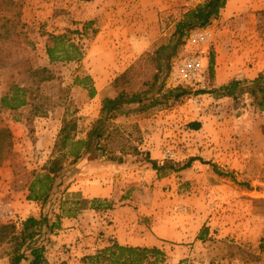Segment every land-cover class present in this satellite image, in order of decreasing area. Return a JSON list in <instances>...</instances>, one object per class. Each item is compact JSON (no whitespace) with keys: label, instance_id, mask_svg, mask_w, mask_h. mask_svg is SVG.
Masks as SVG:
<instances>
[{"label":"rangeland","instance_id":"rangeland-1","mask_svg":"<svg viewBox=\"0 0 264 264\" xmlns=\"http://www.w3.org/2000/svg\"><path fill=\"white\" fill-rule=\"evenodd\" d=\"M21 1L23 4L22 19L26 24L25 29L28 38L22 45L5 48L6 51L0 54L5 58V64L0 65V97L8 90L9 84L14 80L28 85H32V82L35 81L29 73H22L24 65L21 64V60L28 59L36 67L49 64L46 52V33L54 32L52 28L56 25L59 31L67 30L58 33H67L70 38H77V35L69 31V29H76L75 26L70 28L68 25H72L73 21L74 23L81 21L73 18L77 14L71 16L72 6L75 8L82 7L77 5L80 0H73V2H70L71 0ZM173 2L175 6L171 9L161 10L160 22L163 34L159 43L145 51L131 65H136L135 69L138 70V73L134 74L135 79L132 81V87L139 86L142 82L152 79L157 63L147 56L148 52H153L170 42L172 46L174 45L175 42L172 41H175V39L173 40L172 35L176 22L182 17L184 11L191 8L193 4L190 0H173ZM56 16L60 17L57 19ZM50 22L54 23L49 26ZM95 23L96 21H93L88 29L90 37L94 31ZM257 24L258 14L256 34L258 40L264 41L259 34ZM90 37L87 32H84V36L81 38L89 39ZM79 43L82 42L79 41ZM87 44L88 40L82 43L84 50H86ZM184 47L183 44L177 46L176 53L172 55L169 66L166 64V61H168L166 60V54L171 49L168 47V49L163 50L162 60L165 69L162 72L161 82L164 87L161 93H156V96L161 98L159 102L149 101L138 113L119 115L115 120V124L127 125L137 122L140 125V117L150 118L152 116L157 118L158 114L164 120L165 116L169 114V112H165V109H176L170 118L174 123L173 127L165 130V127L157 124L153 131L146 128V132L159 133L161 140L159 145L163 155L167 148L174 149L176 157L173 160L179 166H182L189 161L191 154L197 153L201 137L210 138V132L212 131V127L209 125L204 135L199 136L195 131L188 129L187 124L190 120L187 119L195 117L194 112H191L190 109L196 108L198 110L196 112H199V117H201L203 116L204 107L209 105L210 108L207 111L211 115L218 116L220 125L218 130L221 136L224 137L221 143H213V146L217 145L218 149L221 147L225 155L217 156L215 154H220V152L214 150L212 156H204L201 160L202 165L208 168V172L216 174L214 178L206 176L208 177L206 182H203L202 179L196 182L192 178H185L181 180L182 183L179 186L173 187L172 185L169 189L162 187L161 200L163 203L160 204L157 214L161 216L169 214L173 218L176 228L183 232L181 239L168 241L171 251H169V254L166 253L168 255L166 260L170 259L172 264H264V255L259 254V244L261 237L264 236V113L254 111L253 107L249 105L251 102L249 98L246 103L243 97L235 99L231 96H221V94H217V96L202 95L191 88L192 91H189L182 99L176 101L174 98H169L165 101L163 98L165 90L175 87L171 84L170 78L175 62L181 57L193 54L196 50V47L192 44L187 46L186 49ZM7 53L9 55L5 56ZM73 62L51 65L55 71V78L50 82H46L40 91V94L43 95V97H40L43 113H35V105H28L19 110V120L14 119V114L9 111H4L1 114L14 133L12 152L3 163V165H11L13 168L14 181L12 189L14 192L6 194L2 199L13 201L15 199L14 194L21 196V192L33 178L34 172L42 168L50 151L52 153L53 148L51 149V146L55 143L65 116H75L78 118V124L80 123L79 105L84 104L91 97L88 90L85 96L83 93H77V90L74 89L76 86H80L74 83L76 76L87 74V66L86 64ZM208 68L205 89L213 88ZM112 82L109 86V92L111 96H115L117 92ZM196 97L200 99L199 104L194 102ZM138 105L134 103L131 107ZM232 110H234L235 115L243 119V126L237 130V127L231 129V124L229 127L227 125L223 126L226 123L225 118H228L227 114L232 113ZM249 112L252 114L247 116ZM222 113L223 117H220ZM249 120H251L250 124H248ZM13 121H20L21 123L16 126L15 123H11ZM247 130L250 131L248 135ZM79 131V135L82 136L81 133L84 130L79 129ZM142 132L143 142L141 147L143 150L148 151L143 147L145 132ZM243 150H245V154H243ZM235 156L238 158L236 159ZM128 158L129 156L127 157V163L123 164H129V166L127 165L128 170L124 172L130 174V172H135L138 169H146L142 166L144 164L142 162L146 160L145 155L137 163L128 161ZM136 165L140 168H137ZM213 165L217 166L222 174H217ZM129 177L127 176V178ZM147 179H150V177ZM141 190H145L143 186ZM17 215L19 216L18 210ZM205 229L207 230L205 238L199 239L198 236L203 230L206 231ZM174 249L178 250L174 251Z\"/></svg>","mask_w":264,"mask_h":264},{"label":"crops","instance_id":"crops-1","mask_svg":"<svg viewBox=\"0 0 264 264\" xmlns=\"http://www.w3.org/2000/svg\"><path fill=\"white\" fill-rule=\"evenodd\" d=\"M77 5L82 7L72 6L71 16L77 14L73 18L81 21L77 23L73 21L72 25H68L70 28L75 26L76 29L83 31L86 21H96L91 37L87 31L90 40L81 38L84 33H76L74 35H77V38H73L76 42L82 43L88 40L84 57L73 63L86 64L87 74L92 77L96 89L95 96L79 105L81 117L79 129L84 131L81 133L82 136L79 135V131L78 137H86L93 123L100 116L103 95L110 94V83L145 51L159 43L163 34L160 22L161 10L171 9L175 3L173 0H80ZM194 6L196 5L192 4V7ZM189 9L187 8L184 13ZM261 9H264V0H227L220 15L206 27L212 30V52L215 60L214 76L211 79L213 88H220L235 79L241 82L252 80L264 72V41L258 40L256 34L257 12ZM56 17L58 19L60 16ZM53 23L50 22L49 26ZM52 31L58 33L67 30L59 31L55 25ZM189 45L191 43L187 36L183 47L185 46L186 49ZM74 89L85 96L88 92L82 86H76ZM204 108L203 116L199 117L200 113L196 110L195 117L187 120L197 118L202 122L201 129L191 130L199 136H203L210 125L211 137H206L207 139L201 137L197 153L191 154L190 157L212 156L214 150L220 152L215 154L217 156L224 154L221 147L218 149L217 145L213 146V143H221L224 140L218 130L220 127L218 116L209 114L210 112L207 111L209 105ZM174 110L176 109H165L169 114L164 120L159 114L157 118L151 116L139 119L145 132L143 147L149 151L152 159L165 157L159 145L160 134L146 132V128L153 131L157 124L165 127V130L173 127L174 123L170 118ZM232 111L233 114H227L228 118H225L226 123L223 126L229 127L231 124V129L237 127V130L243 126V119L235 115L234 110ZM250 114L252 113L249 112L247 116ZM220 117H223V113ZM11 123L19 126L21 122ZM82 124L85 126L82 127ZM249 132L247 130V135ZM51 154L50 151L47 160ZM142 156L131 155L128 161L137 163ZM142 163H144L142 166L146 167L145 170L142 168L135 172L129 171V174L124 172L128 170L127 165L108 161L95 153H89L79 159L69 187L62 195L65 209L62 210L59 226L46 236V255L51 264L63 262L83 264L82 257L94 254L114 241L130 246L159 247L169 254L171 247L168 241L181 239L183 232L176 228L169 214L162 216L157 214L160 204L163 203L162 187L169 189L172 185L179 186L181 180L185 178H192L196 182L202 179L206 182L208 180L206 176L214 178L216 174L208 172V168L202 165L200 159L194 160L189 167L167 176H159L151 167V163L146 160ZM136 167L140 168L138 165ZM149 177L150 179H147ZM13 181V168L4 164L0 167V198L14 192ZM142 186L144 191L141 190ZM28 192L27 186L21 192V196L13 195L15 199L12 202L19 216L23 218L30 215L39 216L42 211L43 203L28 199ZM82 199H98L107 207L93 208L90 202L86 208L79 209V201ZM60 201L58 200V205ZM69 209L73 212H67ZM53 219L56 217L54 216ZM0 264H9V257L0 256ZM164 264L172 263L167 259Z\"/></svg>","mask_w":264,"mask_h":264},{"label":"trees","instance_id":"trees-1","mask_svg":"<svg viewBox=\"0 0 264 264\" xmlns=\"http://www.w3.org/2000/svg\"><path fill=\"white\" fill-rule=\"evenodd\" d=\"M226 3L227 0H204L182 15L176 22L172 35L173 40L175 39L172 41L175 42L174 45L172 46L170 42L153 52H148L147 56L157 63L156 71L150 81H144L141 85L132 87L134 74L138 73L135 69L136 65L118 75L112 82L117 94L115 96L106 94L103 97L100 116L93 123L86 137H78L77 117H64L51 157L39 171L34 172L33 178L27 184L29 189L27 198L43 203L41 215H30L25 218L17 216L14 219L0 220V256L9 257V264H51L46 255V236L59 226L62 210L65 209L62 195L69 187L75 165L84 155L95 153L108 161L123 165L127 163L128 156L142 154L159 176H167L185 169L196 159L202 160L200 156L190 157L187 163L179 166L173 159H152L149 151L141 147L143 142L141 126L137 122L127 125L115 124V120L119 115L138 113L147 104L146 102H159L161 98L157 97L156 93H161L164 87L161 82L162 72L165 69L162 60L163 50L168 47L171 49L166 54L167 58L165 57L168 60L166 64L169 66L177 46L184 43L192 30L211 25ZM22 5L21 0H0V54L6 51L5 48L22 45L28 38L26 24L22 19ZM257 14V28L264 39V9L259 10ZM92 23V20L86 21L83 31L79 29H69V31L74 34L87 32ZM45 35L49 64L36 67L28 59L21 60V64L24 65L22 73H29L35 81L32 85H28L14 80L0 97V167L9 158L14 145L13 130L1 114L9 111L14 114V119L19 120V110L28 105H35V113H43V105H40V97L43 95L40 91L46 82L55 78V71L51 65L80 61L85 55L82 43L76 42L67 33L50 32ZM8 55L7 53L5 56ZM4 62L5 58L0 55V65H4ZM214 63V54L211 52L208 68L210 79L214 76ZM74 83L87 89L90 97L95 96L96 89L89 74L77 75ZM33 87L36 88L33 89ZM189 91H192L190 87L184 85L167 88L163 98L165 101L169 98L177 101ZM198 93L214 96L221 94V96H231L235 99L243 97L246 103L249 98L251 100L249 105L253 107V110L262 113L264 112V72L252 80L241 82L235 79L220 88L202 89ZM134 103L139 105L131 107ZM75 110L77 111V108ZM190 110L194 112V115L196 108ZM187 127L190 130H199L202 122L196 118L190 120ZM213 166L217 174H222L217 166ZM58 200H61L59 205ZM89 203L93 208L107 207L98 199H82L79 201V209L86 208ZM67 212L73 211L69 209ZM53 215L56 219H53ZM206 234L207 230H203L198 236L199 239L205 238ZM261 238L259 254L264 255V236ZM166 257V252L159 247L130 246L114 241L96 253L82 257V263L162 264L166 261Z\"/></svg>","mask_w":264,"mask_h":264},{"label":"built area","instance_id":"built-area-1","mask_svg":"<svg viewBox=\"0 0 264 264\" xmlns=\"http://www.w3.org/2000/svg\"><path fill=\"white\" fill-rule=\"evenodd\" d=\"M194 5L204 0H190ZM189 42L196 47L193 54L179 58L170 73L171 84L174 86H189L193 91H200L207 86V68L212 52V30L210 28H199L192 30L188 35ZM196 104L200 103L199 97L194 99ZM164 157L174 159L176 152L172 148L164 151ZM17 209L11 200L0 198V220L14 219Z\"/></svg>","mask_w":264,"mask_h":264}]
</instances>
